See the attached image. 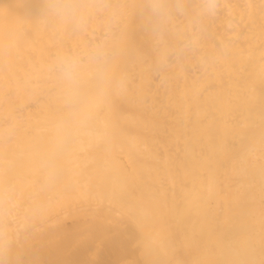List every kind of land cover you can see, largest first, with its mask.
I'll return each instance as SVG.
<instances>
[{
  "label": "bare ground",
  "instance_id": "6f19581e",
  "mask_svg": "<svg viewBox=\"0 0 264 264\" xmlns=\"http://www.w3.org/2000/svg\"><path fill=\"white\" fill-rule=\"evenodd\" d=\"M45 2L0 0V264H264V0Z\"/></svg>",
  "mask_w": 264,
  "mask_h": 264
},
{
  "label": "clouds",
  "instance_id": "9594fccd",
  "mask_svg": "<svg viewBox=\"0 0 264 264\" xmlns=\"http://www.w3.org/2000/svg\"><path fill=\"white\" fill-rule=\"evenodd\" d=\"M43 11L57 17L62 22L74 24L81 13L78 0H46ZM200 11L208 17L219 11L218 0H202ZM92 67L96 78L102 79L106 74V52L97 45L89 50L87 57L74 53L58 54L52 61L49 71L64 85L65 104L71 112L84 100L85 63Z\"/></svg>",
  "mask_w": 264,
  "mask_h": 264
}]
</instances>
